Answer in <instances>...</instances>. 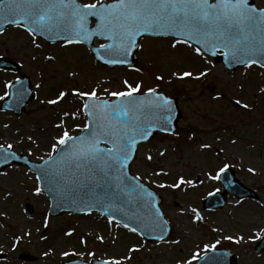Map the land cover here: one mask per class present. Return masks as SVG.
I'll use <instances>...</instances> for the list:
<instances>
[{
	"label": "rangeland",
	"instance_id": "374dc122",
	"mask_svg": "<svg viewBox=\"0 0 264 264\" xmlns=\"http://www.w3.org/2000/svg\"><path fill=\"white\" fill-rule=\"evenodd\" d=\"M257 6L264 8V0H258ZM20 30L10 28L0 35V57L10 58L22 68L20 73L0 72V95L4 94L5 83L15 82L20 74H24L30 78L37 98L19 118L0 112V143H12V150L40 162L41 157L46 159L51 153L52 144L62 132L57 124L63 122L73 136L86 123L82 113L76 119L64 116V112L82 108L80 98L69 95L58 105L46 103L54 99L58 91L73 88L90 91L99 86L98 94L110 99L112 97L103 89L123 90L124 79L143 82L145 92L148 87H157L177 100L182 112L179 131L174 136L157 135L149 144L143 145L132 172L162 195L174 234L167 243H148L106 221L104 223L96 214L49 218L48 199L44 194H35V175L25 167L15 166L0 177V252L8 255V262L0 264H61L77 257L88 261L120 259L123 264H180L196 251L202 255L203 246L217 240H220L217 248L233 251L239 264H264V254L254 252L261 239L255 236L260 233L262 237L260 230L264 229V93L260 92L264 87V68H243L230 74L222 65H215L207 58L213 63L209 64L196 57L187 47L172 49L171 40L148 39L140 50L137 67L140 71L110 70L97 64L83 47L47 45L37 39L43 46L36 49L32 37ZM48 55H54L56 59L46 60ZM205 69H209L208 75L200 79L180 80L173 75L184 71L198 75ZM72 72L78 75L73 77ZM161 75L163 81L155 79ZM37 84L41 87L36 88ZM217 96L220 99H215ZM237 99L249 103L251 108L244 109L235 104ZM5 124L9 127L5 128ZM232 140L237 143L232 144ZM203 143L212 144V148L202 149ZM159 151H164L165 155L159 156ZM148 154L153 156L152 161L147 160ZM225 163L237 172L244 184L259 194L260 201L237 202L232 198L225 209L202 216L205 224L195 221L190 209L198 210L202 199L220 188L215 179L209 178V173L215 176ZM249 168L255 169V173L249 172ZM161 169L169 175L153 174ZM179 175L193 180L195 186L157 187L159 183L175 182ZM45 218L49 219L47 227L43 223ZM69 231L73 232L71 236L66 235ZM26 232L31 236L25 235ZM99 236L104 238L103 242L97 239ZM225 236H244L245 239L236 244L224 239ZM17 237L23 239L13 250ZM175 240L180 243H171ZM133 246L139 251L129 252ZM64 251L76 254L64 257ZM46 252L49 255L45 256ZM90 252L95 256L88 255ZM22 254L32 256V260L21 261Z\"/></svg>",
	"mask_w": 264,
	"mask_h": 264
},
{
	"label": "snow or ice",
	"instance_id": "6c2138e0",
	"mask_svg": "<svg viewBox=\"0 0 264 264\" xmlns=\"http://www.w3.org/2000/svg\"><path fill=\"white\" fill-rule=\"evenodd\" d=\"M4 23L23 27L32 37L31 42L36 49L43 46L37 42L38 37L61 41L66 47L89 43L94 37L103 38L105 42L93 52L95 59L107 65L129 66L130 57L141 47L139 38L167 36L172 41V49L178 46L190 48L196 57L209 64L208 55L221 54L227 58L229 66L236 63L245 68H252L253 65L264 68V9L249 6V0H112L111 3L107 0L90 3H80L79 0H0V28ZM33 59L36 57L33 56ZM45 59L53 61L56 57L48 55ZM208 72L209 69H205L198 75L192 71L173 75L180 80L200 79ZM70 75L75 77L78 73ZM155 79L163 81L164 77L156 76ZM15 84L21 87L14 92V82L3 85L4 94L0 95V101L15 95L18 103L29 94L22 81L17 79ZM40 87L41 84L36 85V88ZM98 87L90 91L78 88L60 90L54 99L46 101L49 105H58L69 95L80 98L82 108L71 113L64 112V116L76 119L82 113L87 122L80 128L82 134L78 136H72L63 122L56 125L62 132L52 144L51 153L46 159L41 157L42 163L32 164L29 168V172L35 175V194L47 192L53 201L71 196L78 212L91 215L93 209H100L101 215L107 213L109 225L122 227L142 238L158 233L154 238L167 243L165 238L169 222L157 207L156 194L145 187L140 176H130L128 167L137 145L147 141L156 129L165 134L171 133L175 118L173 101L157 87H148L145 92L143 82H130L128 79L122 81L123 90L103 89L109 97L116 98L117 103L103 99L98 94ZM260 92L264 93V87L260 88ZM235 104L244 109L251 108L241 99L235 100ZM4 127L9 126L5 124ZM28 139L32 140V137ZM231 143L237 141L232 140ZM69 145L70 149L65 150L64 146ZM200 147L211 149L212 144L203 143ZM13 148L12 143H0V164L21 159ZM220 151L223 152V149ZM158 154L164 156L165 152L159 151ZM147 160L152 161L153 156L148 154ZM229 167L225 163L215 176L209 173V178L220 179ZM248 171L255 173L253 168ZM153 174L169 175L163 169ZM184 185L194 187L195 182L179 175L175 182L159 183L157 187L181 189ZM97 189L101 192L98 193ZM134 205L145 209L146 213L142 215L138 210L131 211ZM190 212L195 221L203 219L196 208H191ZM43 223L48 226L47 218ZM260 232L264 233V229ZM72 234V231L66 233L68 236ZM25 235L31 236V233L26 232ZM255 238L260 239V233ZM22 239L17 237L14 240L13 250ZM97 239L103 242L104 238L99 236ZM224 239L240 244L245 238L225 236ZM81 242L86 244L84 240ZM171 243L179 244L180 241ZM219 244L220 240L211 245L205 244L203 255L196 251L180 264H193L202 259L209 264V252L216 253L210 258V264H227L232 254L227 251L217 253ZM128 251L137 252L139 248L133 246ZM75 254L68 251L62 253L64 257ZM88 255L94 257L95 253ZM102 264H123V261L111 259Z\"/></svg>",
	"mask_w": 264,
	"mask_h": 264
},
{
	"label": "water",
	"instance_id": "95a60500",
	"mask_svg": "<svg viewBox=\"0 0 264 264\" xmlns=\"http://www.w3.org/2000/svg\"><path fill=\"white\" fill-rule=\"evenodd\" d=\"M9 25H12V24H8V23H4L3 24V27L0 28V32L2 30H4L6 27H8ZM143 38V37H142ZM142 38H139L138 39V43L140 42V40ZM51 42H54L56 40H50ZM93 41V40H92ZM92 41L87 43V45L89 46V48L93 51L94 47L92 45ZM138 51V50H137ZM137 51L135 52V54L133 56L130 57V66L131 65H134L137 61ZM94 53V52H93ZM218 58V57H216ZM226 59V57H225ZM225 59L223 57H221V60L226 64L227 68L234 72L235 69L243 66V65H240V64H236V63H232L231 66H229V62L228 60L225 62ZM99 61V60H98ZM101 63H103L102 61H100ZM104 64V63H103ZM111 67H114V66H118V65H110ZM8 68H11L13 69V66L9 65L5 60H0V69H8ZM22 81V80H21ZM23 84H25L26 86H28V81L23 79ZM21 85L20 84H16L14 85V89H13V92L15 91V89L19 88ZM32 98V96L30 97V95H27L23 100H21L18 105L16 106H13L11 108V101L15 99V95H13L10 100L8 101V103H6L4 105V109H12L14 112H16L17 115H20L26 105V103ZM173 105H174V120L172 122V131L171 133H173L175 130H176V127H177V122L179 121L180 119V114H179V111L175 105V103L173 102ZM158 131H160L159 129H156L154 132H153V135L149 138L151 139ZM148 139V140H149ZM147 140V141H148ZM141 142H146V141H141ZM138 146V145H137ZM71 147V145L69 146H64L65 150H69ZM135 156V155H134ZM135 157H133V160H134ZM14 164H19V165H26L28 167L31 168L32 164H36V163H31L27 158L25 157H21L20 160H13L11 162H9L8 164H0V174L1 172L8 166H11V165H14ZM131 165V162L129 164V166ZM128 173H129V167H128ZM71 175V173H69ZM226 176L227 174H229L228 172L225 173ZM130 175V173H129ZM127 183V182H126ZM226 185V189H227V192H231V193H234L236 196L240 197V198H245V197H251V198H255L256 199V196L254 195V193L248 189H246L245 187H243L242 185H240L239 183H236V182H233L232 183V180H228L227 183H225ZM43 186V185H42ZM97 192H101L100 189H97ZM81 195H83V193H81ZM212 200V199H211ZM156 201H157V207L160 206V198L158 196H156ZM53 205H52V209H51V214L52 215H60L62 214L63 212H78L76 210L77 208V205H74L72 203V199H71V196H68L67 198H64V199H59L57 201H53ZM223 205V201L221 200L220 201V204L218 206H222ZM93 210H97V211H101L100 209H93ZM131 211H139L142 215L146 213V210L145 209H142V208H139L138 205H134L131 207L130 209ZM107 214V213H105ZM117 219H119V215H117L116 217ZM158 233H153L151 236H148L147 238L148 239H152V240H156L154 237L155 235H157ZM169 234V229H167V235L166 237L168 236ZM260 251H264V239L263 241L258 245L257 247V252H260ZM211 256V255H210ZM210 256H208V259H209V264H210ZM205 260H202V261H199L198 264H205L204 263ZM227 264H235L234 260L233 259H229L228 257V261H227Z\"/></svg>",
	"mask_w": 264,
	"mask_h": 264
}]
</instances>
